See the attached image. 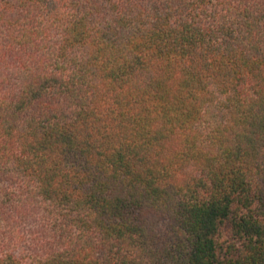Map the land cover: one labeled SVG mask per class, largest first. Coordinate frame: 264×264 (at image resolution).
Instances as JSON below:
<instances>
[{"label":"trees","instance_id":"16d2710c","mask_svg":"<svg viewBox=\"0 0 264 264\" xmlns=\"http://www.w3.org/2000/svg\"><path fill=\"white\" fill-rule=\"evenodd\" d=\"M0 264H264V0H0Z\"/></svg>","mask_w":264,"mask_h":264}]
</instances>
